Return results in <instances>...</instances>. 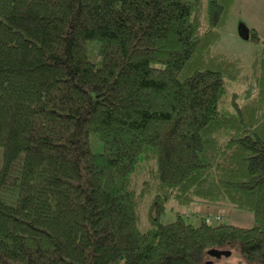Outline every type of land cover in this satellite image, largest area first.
<instances>
[{
  "label": "trees",
  "instance_id": "obj_1",
  "mask_svg": "<svg viewBox=\"0 0 264 264\" xmlns=\"http://www.w3.org/2000/svg\"><path fill=\"white\" fill-rule=\"evenodd\" d=\"M233 3L0 0V264H264V40L216 49Z\"/></svg>",
  "mask_w": 264,
  "mask_h": 264
},
{
  "label": "rangeland",
  "instance_id": "obj_2",
  "mask_svg": "<svg viewBox=\"0 0 264 264\" xmlns=\"http://www.w3.org/2000/svg\"><path fill=\"white\" fill-rule=\"evenodd\" d=\"M244 24L248 28L254 29L259 38V42L251 39H244L239 34V26ZM264 40V0H234L231 7L228 19L224 26L220 29V39L216 49L225 53L227 56L235 58L239 57L242 63L247 64L253 51L260 47L261 41ZM231 97V90H228L224 95L225 101L229 102ZM2 162V148L0 147V166ZM145 165L138 168L134 175L135 187L137 190L141 188V183L144 179ZM150 201V196H145L143 202L140 203L136 210L137 224L139 229L145 230L148 228L146 219V210ZM214 206L215 215L218 214L219 220L210 216L211 224L219 222L235 224L238 226L249 227L252 226L254 218L251 212L245 210H237L228 206ZM172 207V208H171ZM206 207L199 204L180 205L174 201L168 202L165 213L160 217L161 222H170L175 219L178 213L182 215L186 222L192 224L199 223V214L205 210ZM211 213V215H213Z\"/></svg>",
  "mask_w": 264,
  "mask_h": 264
},
{
  "label": "water",
  "instance_id": "obj_3",
  "mask_svg": "<svg viewBox=\"0 0 264 264\" xmlns=\"http://www.w3.org/2000/svg\"><path fill=\"white\" fill-rule=\"evenodd\" d=\"M239 34L242 36V38L248 39L250 37V28H248L244 24H241L239 26ZM209 254L215 257H220L221 255L227 256L230 254V252L229 251H218V250L212 249V250H209Z\"/></svg>",
  "mask_w": 264,
  "mask_h": 264
},
{
  "label": "built area",
  "instance_id": "obj_4",
  "mask_svg": "<svg viewBox=\"0 0 264 264\" xmlns=\"http://www.w3.org/2000/svg\"><path fill=\"white\" fill-rule=\"evenodd\" d=\"M216 219H219V217H216Z\"/></svg>",
  "mask_w": 264,
  "mask_h": 264
}]
</instances>
